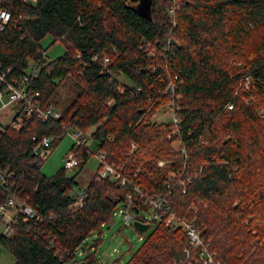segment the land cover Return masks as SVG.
Returning a JSON list of instances; mask_svg holds the SVG:
<instances>
[{"label": "trees", "instance_id": "trees-1", "mask_svg": "<svg viewBox=\"0 0 264 264\" xmlns=\"http://www.w3.org/2000/svg\"><path fill=\"white\" fill-rule=\"evenodd\" d=\"M5 6L12 19L0 33V72L29 94L39 92L43 107L61 111L52 120L34 112L17 127L16 115L0 121L1 200L13 197L35 210L11 223V235L0 234V249L14 255V264H70L80 251L93 264L88 237L127 194L140 209L147 208L140 192L166 195L171 174L191 177L185 192L174 181L172 212L194 219L221 264H264V38L254 41L249 57L243 51L251 33L264 28V0H6ZM47 36L63 43V54L48 58ZM163 110L173 112L170 120L156 119ZM67 128L87 138L83 146L72 139L69 149L80 164L73 174L63 165L47 175L43 164ZM44 136L53 137L50 146L35 152ZM100 153L128 181L96 172L79 188L78 175ZM153 223L125 264L183 258L186 231L166 220Z\"/></svg>", "mask_w": 264, "mask_h": 264}, {"label": "built area", "instance_id": "built-area-1", "mask_svg": "<svg viewBox=\"0 0 264 264\" xmlns=\"http://www.w3.org/2000/svg\"><path fill=\"white\" fill-rule=\"evenodd\" d=\"M6 0H0V33L6 28V26L11 22V10L5 6ZM25 2H36V0H23ZM174 12V10H171ZM1 67V66H0ZM7 71H10L8 68ZM32 71H35L32 70ZM0 79L6 84V90L0 91V111H4L8 108H13L14 115L16 119L12 121L14 127L19 126L25 119V117H30L34 112L39 118L43 120H52L61 117V111L54 106L43 107L37 100L36 96L39 92L29 94L25 86L20 83L15 85L8 82L5 79V72H0ZM248 79V77H247ZM248 83V82H247ZM171 92L174 88H171ZM232 108V105L229 106ZM173 113V112H172ZM13 115V116H14ZM173 120L177 121V117L173 115ZM71 138L75 141L78 146H83L87 144V138L84 131L81 129H73L71 132L66 129ZM35 138V137H34ZM53 140L52 136H44L39 140L38 145L35 147V152H42L44 148L49 147ZM100 160L101 167L97 170V175L99 178L113 177L118 180L120 184H125L128 179L122 175L120 170L113 164L107 163L105 161V154H97ZM227 162V161H226ZM162 164L163 161H160ZM80 164V159L70 151L65 159V167L68 169H73ZM191 177L170 175L168 179V192L166 195H159L157 197L148 196L137 188L140 192L141 199L144 204L151 206V210L147 215H141L142 209H140L135 203L134 196L132 194H127V200L123 203L120 210V217H123L127 223H132L135 219H139L144 223H151L153 221L166 220L173 226H181L187 234L188 244L184 249L183 258L179 261H175L173 264H221V261L217 258V252L210 247V242L206 241L201 229L195 224L194 219L188 220L177 216L171 210V205L168 196L171 194L174 181L177 180V185L181 187L182 191H186L187 185L190 183ZM5 182V174L2 167H0V183ZM78 202H82L84 199V191L80 190L77 192ZM135 207H138V212H136ZM23 215L26 219L35 216V210L26 201H23L18 206L13 197H5L4 201L0 197V216L5 222V228L0 231V234L11 235L13 233L12 222H16L18 217Z\"/></svg>", "mask_w": 264, "mask_h": 264}, {"label": "rangeland", "instance_id": "rangeland-1", "mask_svg": "<svg viewBox=\"0 0 264 264\" xmlns=\"http://www.w3.org/2000/svg\"><path fill=\"white\" fill-rule=\"evenodd\" d=\"M264 28L256 30L251 33L248 43L244 47V54L249 57L252 53L251 50L254 48L253 43L261 42L264 38L262 34ZM52 36H47L42 40V44L47 48L48 58L53 59L64 52V45L61 42L52 43ZM171 111H160L156 119L168 121L172 116ZM264 115V111H261ZM14 115L13 108H8L4 111H0V121L3 123H9ZM72 137V136H71ZM67 133L63 140L48 156L47 160L43 164L42 171L51 175L56 172L61 166H65V159L69 153V149L73 144V140ZM91 150H96V144L93 142L89 143ZM100 164V160L97 154H93L83 170L78 175L79 188H85L94 174L97 172ZM76 169L69 170L70 174H73ZM76 189V190H79ZM122 204H118L113 211V215L109 222H106L100 227L99 231L93 232L86 241V249L90 250V253L95 254V261L93 264H125L133 255V253L141 246L144 238L154 228V223H149V228L145 231H139L135 228L132 223H127L123 217H120V210ZM151 210V206L148 209H142L141 215H147ZM133 222V221H132ZM151 225V226H150ZM5 228V222L0 219V231ZM99 239L97 245H93L94 242ZM93 245V246H92ZM87 252L80 251L76 258L70 264H87L85 262ZM15 257L4 247L0 249V264H14Z\"/></svg>", "mask_w": 264, "mask_h": 264}, {"label": "water", "instance_id": "water-1", "mask_svg": "<svg viewBox=\"0 0 264 264\" xmlns=\"http://www.w3.org/2000/svg\"><path fill=\"white\" fill-rule=\"evenodd\" d=\"M135 210H136V212H138V210H139L138 207H135ZM133 225L139 231H145L149 228V223H144V222L140 221L139 219H135L133 221Z\"/></svg>", "mask_w": 264, "mask_h": 264}, {"label": "bare ground", "instance_id": "bare-ground-1", "mask_svg": "<svg viewBox=\"0 0 264 264\" xmlns=\"http://www.w3.org/2000/svg\"><path fill=\"white\" fill-rule=\"evenodd\" d=\"M21 201V200H20ZM151 226V225H150Z\"/></svg>", "mask_w": 264, "mask_h": 264}]
</instances>
